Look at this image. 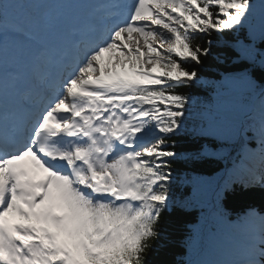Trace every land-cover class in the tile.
<instances>
[{"label":"snow or ice","instance_id":"1","mask_svg":"<svg viewBox=\"0 0 264 264\" xmlns=\"http://www.w3.org/2000/svg\"><path fill=\"white\" fill-rule=\"evenodd\" d=\"M20 2L0 3V264H143L172 198L169 160L177 153L166 137L183 132L189 111L190 98L173 89L198 76L174 57L200 63L207 50L193 48L191 36L245 28L257 5L94 0L102 24L75 40L79 54L58 74L37 72V88L11 65L5 72L6 41L21 60L48 55L33 48L35 32L10 19L7 6ZM260 220L252 264L264 256Z\"/></svg>","mask_w":264,"mask_h":264},{"label":"trees","instance_id":"2","mask_svg":"<svg viewBox=\"0 0 264 264\" xmlns=\"http://www.w3.org/2000/svg\"><path fill=\"white\" fill-rule=\"evenodd\" d=\"M22 4L25 0L8 6L18 8ZM258 7L245 28L195 34L191 46L207 50L199 54L200 63L174 57L185 70L196 71L198 76L173 89L190 98L189 111L183 132L166 137L168 150L177 153L169 160L168 170L174 180L172 198L161 208L154 229L157 235L146 241L149 247L143 264H209L208 257L212 263L222 264L208 252L203 223L207 214L211 216L212 233L220 242L226 243L231 237L223 231L217 216L250 220V230L261 233L264 143L255 137L256 133L264 135L262 116L250 114L253 96L264 84V13ZM220 37L226 42L222 43ZM227 94L232 95L217 97ZM259 103L264 107V94ZM235 158L241 161L237 163ZM254 165L257 168L253 169ZM222 168L232 173L244 169L253 184L235 185L227 193H219L216 183L225 185L227 175L214 173ZM250 230L236 229L235 233L249 234ZM231 254L240 253L236 250Z\"/></svg>","mask_w":264,"mask_h":264},{"label":"rangeland","instance_id":"3","mask_svg":"<svg viewBox=\"0 0 264 264\" xmlns=\"http://www.w3.org/2000/svg\"><path fill=\"white\" fill-rule=\"evenodd\" d=\"M13 21L16 22L15 20H13ZM141 44H142V41H141ZM155 44L161 46V48H162L163 50H166V49H168V48L171 47V42H170V41H165V40H160V39H157V40L155 41ZM146 67H147V68H151L152 65H146ZM239 240H240V239H237L238 242H239Z\"/></svg>","mask_w":264,"mask_h":264},{"label":"bare ground","instance_id":"4","mask_svg":"<svg viewBox=\"0 0 264 264\" xmlns=\"http://www.w3.org/2000/svg\"><path fill=\"white\" fill-rule=\"evenodd\" d=\"M251 184H253V183H251Z\"/></svg>","mask_w":264,"mask_h":264}]
</instances>
